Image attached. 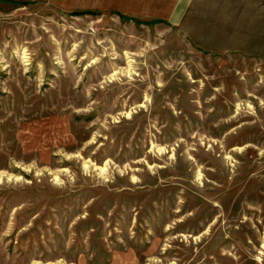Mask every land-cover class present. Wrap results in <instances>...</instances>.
Returning a JSON list of instances; mask_svg holds the SVG:
<instances>
[{
	"label": "rangeland",
	"instance_id": "obj_1",
	"mask_svg": "<svg viewBox=\"0 0 264 264\" xmlns=\"http://www.w3.org/2000/svg\"><path fill=\"white\" fill-rule=\"evenodd\" d=\"M0 264H264V0H0Z\"/></svg>",
	"mask_w": 264,
	"mask_h": 264
},
{
	"label": "crops",
	"instance_id": "obj_2",
	"mask_svg": "<svg viewBox=\"0 0 264 264\" xmlns=\"http://www.w3.org/2000/svg\"><path fill=\"white\" fill-rule=\"evenodd\" d=\"M66 13L111 12L124 18L143 21L177 22L190 0H45ZM76 14V13H75ZM90 14L91 13H83Z\"/></svg>",
	"mask_w": 264,
	"mask_h": 264
},
{
	"label": "trees",
	"instance_id": "obj_3",
	"mask_svg": "<svg viewBox=\"0 0 264 264\" xmlns=\"http://www.w3.org/2000/svg\"><path fill=\"white\" fill-rule=\"evenodd\" d=\"M76 14H83V13H91V14H94V13H96V12H93V11H88V12H75Z\"/></svg>",
	"mask_w": 264,
	"mask_h": 264
}]
</instances>
